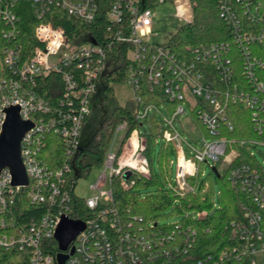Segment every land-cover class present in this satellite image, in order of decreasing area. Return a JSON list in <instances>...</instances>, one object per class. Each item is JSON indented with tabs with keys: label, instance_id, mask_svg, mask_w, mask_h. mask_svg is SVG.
Wrapping results in <instances>:
<instances>
[{
	"label": "built area",
	"instance_id": "2783aa9c",
	"mask_svg": "<svg viewBox=\"0 0 264 264\" xmlns=\"http://www.w3.org/2000/svg\"><path fill=\"white\" fill-rule=\"evenodd\" d=\"M22 2L0 0L1 34L8 42L0 49V135L11 107L18 106L21 119L33 123L21 142L29 184L14 185L11 170H0V249L16 253L14 264H58L61 251L53 252L49 242L56 240L55 233L65 217L85 224L65 252L69 255L66 264H148L158 260L161 264H178L193 249L197 231L183 221L189 213L182 221L168 223L171 231L164 230L160 221L123 217L114 204L113 189L103 191L109 181L112 186V179L129 188L135 184V178L150 177L146 141L140 131L135 130L125 140L127 128L117 127L105 156V170L91 186L96 192L94 197L76 195V187L68 183L72 165L54 169L41 156L50 134L63 139L68 155L76 153L98 81L110 71V54L117 45L124 44L128 63L125 83L131 87V99L140 105L136 119L143 121L158 110L153 104L141 105L142 84L150 93H162L168 105L174 107L169 112L161 105L165 113L162 140L173 145L178 166L177 179L169 182L167 188L184 196L196 189L205 165L213 174L216 168L219 178L221 171L217 165L221 163L232 188L248 200H244L242 207L243 221L231 224L230 234L239 245L226 251L219 262L224 264L234 254L238 259L248 255L251 264H257L254 255L264 252V182L250 165L232 166L239 156L234 147L237 142L223 136V131L234 129L229 105L243 104L251 112L255 130L264 133V57L253 52V46L264 44V2L219 0L220 17L232 38L193 47L191 59L177 57L169 43L163 47L149 42L148 37L153 33L158 6L174 4L176 17L188 24L193 19V0H29L37 19L34 35L39 43L31 54H26L24 45L17 40L23 23L17 10L23 9ZM55 10L87 24L103 13L108 25L102 39L91 38L80 45L73 42L62 28L43 21ZM237 65L241 68L240 76ZM51 73L59 74L64 84L57 109L38 91L43 85L40 82ZM49 80L56 82L54 77ZM187 111L204 133L199 148L175 126L177 116ZM121 130L125 132L116 146ZM247 143L264 149V138L240 142ZM252 149L250 155L255 156ZM173 164L171 160L170 165ZM126 173H131L127 180ZM24 189L32 205L46 206V212L29 223L12 216V206ZM75 199L85 200L89 211L85 220L71 217Z\"/></svg>",
	"mask_w": 264,
	"mask_h": 264
},
{
	"label": "trees",
	"instance_id": "16d2710c",
	"mask_svg": "<svg viewBox=\"0 0 264 264\" xmlns=\"http://www.w3.org/2000/svg\"><path fill=\"white\" fill-rule=\"evenodd\" d=\"M22 1L23 9L17 10V13L23 19L20 26L21 33L17 40L24 45L25 53L31 54L35 46L39 44L34 35L37 19L29 0ZM193 1L196 4L192 21L185 24L169 42L171 51L177 57L183 59L192 58L191 49L193 47L227 41L232 38L227 24L220 17L219 0ZM262 1L264 2V0ZM43 21H51L56 27L62 28L69 39L75 41L78 45L89 42L91 38L102 39L108 25L103 13L95 22L87 24L77 21L59 10L51 12L43 18ZM249 26L257 27V25ZM259 27L260 25L257 28ZM2 28L3 24L0 22V49L8 43L2 37ZM253 52L264 57V44L253 46ZM126 58L127 52L124 44L117 45L114 53L110 54V71L99 79L97 91L91 97L90 114L84 122L80 136V146L76 153L71 156L68 155L63 139L50 134L49 141L41 156L54 169H58L65 164L72 165L73 171L68 176V183L76 187L78 180L86 177L94 166L104 164L106 153L110 148L114 132L118 126L125 125L127 128L125 140L135 130L141 133L142 127L146 128L145 132L141 134L146 141L145 156L149 162L150 177L135 178V184L129 188H124L120 180L112 179L114 204L123 217L139 216L145 221L155 220L158 222L160 221V214L178 202L179 205L175 208L173 215L180 217L182 221L187 213L190 214L183 221L186 226H192L196 229L197 240L188 256L181 257V262L178 260L176 263L220 264V257L226 251H231L239 245V241L230 234L231 224L243 221L244 211L242 207L244 200H248V197L245 194H238L232 188L227 179V172L221 173V176L217 177L221 187L218 196L214 190L215 178L213 176L208 177L206 180H199L196 183V189L185 192L184 196H177L172 190L164 188V184L167 185L171 182L170 161L175 149L173 145L163 143L158 155L159 174L155 170L153 153L157 138L160 136L162 138L164 130L162 116L165 113L161 109V105H165L169 112H172L174 107L168 105L167 99L162 93L148 92L145 84H142L139 90L141 105L153 104L158 108L145 120L141 122L136 119L140 105L135 100L130 99L125 104L120 103L113 84L125 83L128 72ZM236 70L240 76V66L237 65ZM51 77L55 78V83H50L49 78ZM40 83L43 85L38 88V91L51 104H56V109L60 108L57 100L62 98L59 93L64 88L60 75L51 73L49 77H46ZM55 89L56 92L53 91ZM228 113L234 129L223 131V136L237 142L234 147L239 153L232 166L250 165L260 173L264 182V166L259 163L255 156L250 155L253 148L252 144H240L243 140L247 142L262 140L264 133L259 134L255 130L251 121V112L243 104L229 105ZM45 212L46 206L44 204L39 207L31 204L27 196V189L21 192V195L12 206V216L17 221L24 223L39 218ZM88 214L85 200L75 199L74 211L71 217L74 220H85ZM194 214H199V216L193 219L191 216ZM262 215L264 218V211H262ZM160 226L164 230L171 231L173 229L168 223L160 224ZM49 244L53 252L59 251L56 240L52 239ZM178 244H180L179 241ZM15 256L16 253L14 252L0 249V264H14ZM148 264H161V261L158 260ZM224 264H251V257L246 255L238 259L233 254L225 260Z\"/></svg>",
	"mask_w": 264,
	"mask_h": 264
},
{
	"label": "rangeland",
	"instance_id": "374dc122",
	"mask_svg": "<svg viewBox=\"0 0 264 264\" xmlns=\"http://www.w3.org/2000/svg\"><path fill=\"white\" fill-rule=\"evenodd\" d=\"M157 13V18L155 19V24L153 27V33L148 37L149 42L158 44L160 46H167L171 38L186 24L185 20H179L176 17V7L174 4H165L160 5L155 9ZM115 92L117 98L119 99L121 104H125L132 97L131 87L127 83H121L115 85ZM142 122V121H141ZM175 126L184 132L185 137L188 141H190L196 147H200L202 145L204 139V133L201 131L198 123L192 118L190 112L187 111L184 115L177 116L175 120ZM146 127V126H145ZM146 128L142 127V132H145ZM124 130H121L116 138V146L120 144V140L124 135ZM164 141L161 136L157 138V144L153 153V160L155 165V170L159 174L158 169V155L159 151L163 145ZM253 152L259 163L264 166V149L262 147H253ZM171 160H173L174 164L170 168V178L171 182L174 183L177 179L178 166L176 153L173 151L171 155ZM218 168L222 172V164L219 163ZM105 170V167L102 166H94L91 172L83 178H80L77 182L75 193L78 197L81 198H89L94 197L96 192L91 188L93 184H95L100 176ZM109 174V170L106 171ZM202 172H204V176L201 180H206L208 177L213 176L214 179V190L218 196L221 187L217 180L216 175L211 172V169L208 165H205L202 168ZM131 173H126L124 179L127 180ZM146 178V177H145ZM112 188L110 181L106 183L103 188V191H110ZM164 188H167V185L164 184ZM179 205L178 202L174 204V206L166 209L163 213L160 214V224L172 223L178 220H181L180 217H177L174 214L175 208ZM257 264H264V252H257L253 257ZM15 263V262H14Z\"/></svg>",
	"mask_w": 264,
	"mask_h": 264
},
{
	"label": "water",
	"instance_id": "95a60500",
	"mask_svg": "<svg viewBox=\"0 0 264 264\" xmlns=\"http://www.w3.org/2000/svg\"><path fill=\"white\" fill-rule=\"evenodd\" d=\"M19 112L18 106L7 110V119L0 135V170L9 168L12 172L14 185L28 186L29 179L21 157V142L25 133L33 127V123L23 121ZM213 172L217 177L219 176L216 168H213ZM84 228L85 224L82 221L63 218L55 233V239L61 251L57 256L58 264H66L69 255L65 252ZM73 252L72 249L71 253Z\"/></svg>",
	"mask_w": 264,
	"mask_h": 264
},
{
	"label": "bare ground",
	"instance_id": "6f19581e",
	"mask_svg": "<svg viewBox=\"0 0 264 264\" xmlns=\"http://www.w3.org/2000/svg\"><path fill=\"white\" fill-rule=\"evenodd\" d=\"M134 143L136 144V141H134Z\"/></svg>",
	"mask_w": 264,
	"mask_h": 264
}]
</instances>
